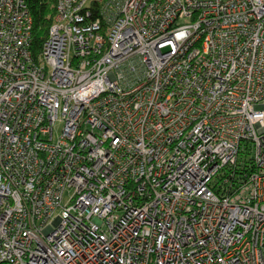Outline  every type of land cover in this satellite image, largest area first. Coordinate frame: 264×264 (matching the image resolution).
Instances as JSON below:
<instances>
[{"label":"built area","instance_id":"1","mask_svg":"<svg viewBox=\"0 0 264 264\" xmlns=\"http://www.w3.org/2000/svg\"><path fill=\"white\" fill-rule=\"evenodd\" d=\"M31 30L0 0V264H264V0H55Z\"/></svg>","mask_w":264,"mask_h":264},{"label":"trees","instance_id":"2","mask_svg":"<svg viewBox=\"0 0 264 264\" xmlns=\"http://www.w3.org/2000/svg\"><path fill=\"white\" fill-rule=\"evenodd\" d=\"M26 1L32 16L31 49L32 53L36 55L40 50L42 41L47 36L48 28L52 23L55 14V0ZM248 161L249 159L246 160V162Z\"/></svg>","mask_w":264,"mask_h":264},{"label":"rangeland","instance_id":"3","mask_svg":"<svg viewBox=\"0 0 264 264\" xmlns=\"http://www.w3.org/2000/svg\"><path fill=\"white\" fill-rule=\"evenodd\" d=\"M59 126V124H57V127ZM67 198V196L64 197V200Z\"/></svg>","mask_w":264,"mask_h":264}]
</instances>
